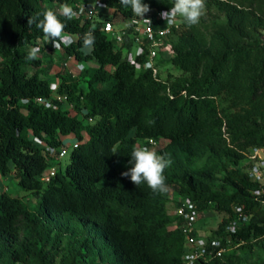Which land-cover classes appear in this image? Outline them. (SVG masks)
<instances>
[{
  "label": "trees",
  "instance_id": "trees-1",
  "mask_svg": "<svg viewBox=\"0 0 264 264\" xmlns=\"http://www.w3.org/2000/svg\"><path fill=\"white\" fill-rule=\"evenodd\" d=\"M95 1L124 22L138 18L120 0ZM74 2L0 0V173L11 174L25 198L36 199L29 207L19 196L0 195V264H182L186 242L181 219L168 211L170 189L177 204L184 198L195 204L198 219L222 215L206 238L208 249L212 241L231 240L228 253L194 264H245L237 248L256 249L249 264H264V211L251 193L258 185L245 172L248 151L264 149V0H205L198 24L180 19L164 38L171 51L166 62L178 74L165 79L161 58L157 76L144 67L145 45L132 60L124 54L134 45L125 23L126 35L117 43L100 31L107 20L60 17L75 39L62 46L64 63L71 57L96 66L78 79L61 67L54 89L41 75L39 54L26 59L32 47L53 51L28 18ZM143 2L151 9L145 17L155 18L174 0ZM89 30L96 44L85 56L78 38ZM54 94L65 95V103ZM61 137L76 141L64 169L46 150L67 149ZM149 139L172 161L164 171L167 191L136 186L121 175L132 166L133 148ZM51 166L55 175L42 182ZM236 206L249 220L230 235L226 225Z\"/></svg>",
  "mask_w": 264,
  "mask_h": 264
},
{
  "label": "built area",
  "instance_id": "built-area-1",
  "mask_svg": "<svg viewBox=\"0 0 264 264\" xmlns=\"http://www.w3.org/2000/svg\"><path fill=\"white\" fill-rule=\"evenodd\" d=\"M73 9L79 12V15L76 18L85 17L91 19L94 15L95 10L92 9L88 11V8L84 5L73 4L71 5ZM103 6V5H102ZM161 12L156 13L155 18L144 17L145 19L151 20V25H146L140 18H132L126 22L125 26L130 29V36L133 39V44L137 47V54H140L143 51V45L148 48L147 61L145 62L144 67L152 70L153 76H157L158 69L156 67V62L159 58L160 51L169 47L164 43V38H166L172 25H168L167 22L160 18ZM177 25H175L176 27ZM127 28L119 27L113 25L110 21H105L100 27V31L106 34L110 39L115 40L117 43H122L126 35ZM63 45H61L62 47ZM54 48V47H53ZM170 51V49H169ZM72 58L69 57L68 61H71ZM66 64V63H65ZM138 65V64H137ZM56 87H54L55 89ZM54 99L57 103H65L66 96L54 94ZM37 103H44L46 107H50L51 102L48 100H43L37 98L35 100ZM71 108V105H70ZM33 141L39 145H44L43 141L33 138ZM146 147H157V142L149 139L144 145ZM72 147H76V144H73ZM46 150L51 156H54L57 161L61 160L68 154V149L58 148L55 149L50 146H46ZM247 167L245 169L248 179L257 184L258 188L251 191L252 195L260 199V206L264 211V199L261 197L264 195V149H250L246 155ZM56 167H49L44 173L40 176L42 182H49L50 179L55 175ZM6 176H3L0 173V195L2 193L8 192V184L5 180ZM235 217L226 225V231L232 235L236 233L237 226L239 223L248 222L249 216L243 212L242 207L236 206L234 208ZM173 215L181 219L180 229L185 237V253L182 258V264H194L198 260H205L213 254L221 256L230 249L231 240L228 238L223 245L220 241H212L211 249L207 248L206 241H200V239L194 234L195 224L198 219V212L196 210L195 204L189 199L184 198L180 199L178 204L173 203Z\"/></svg>",
  "mask_w": 264,
  "mask_h": 264
},
{
  "label": "clouds",
  "instance_id": "clouds-1",
  "mask_svg": "<svg viewBox=\"0 0 264 264\" xmlns=\"http://www.w3.org/2000/svg\"><path fill=\"white\" fill-rule=\"evenodd\" d=\"M120 3L122 6L130 8L134 16L140 18L144 24L151 25V20L144 18L145 14L151 11L148 3H144L143 0H120ZM204 10L205 0H174L173 6L168 11H162L159 15L168 25L174 24L177 18H180L190 27L199 23L204 15ZM78 15L79 12L75 11L71 5L63 3L60 5L58 13L52 9H46L43 12H37L34 17H29L28 25L35 24V27L41 29L44 36L52 42L54 49H60L61 45L68 47L73 43V36L64 31L66 24L61 21L60 17L72 20ZM78 39H82V53L85 56L91 55L96 44L94 32L89 30ZM39 52V47H32L26 59L35 60ZM26 102V100H21V103ZM129 162L132 166L128 171L121 173L122 176L129 177L136 186L146 183L154 192L167 191L164 171L172 163L167 154H157L154 149L149 147L136 146L131 152Z\"/></svg>",
  "mask_w": 264,
  "mask_h": 264
},
{
  "label": "rangeland",
  "instance_id": "rangeland-1",
  "mask_svg": "<svg viewBox=\"0 0 264 264\" xmlns=\"http://www.w3.org/2000/svg\"><path fill=\"white\" fill-rule=\"evenodd\" d=\"M74 3L79 5H84L85 7L88 8V11L94 9L95 12L94 15L92 16V19H94V21L112 20V22L116 24L118 28L123 26V24L124 23L126 24L127 22L120 20L119 17L115 16V12L112 9H109L105 6L98 4L95 0H76V2ZM179 23H180V18H177L176 22L173 24V27H175V25L178 26ZM74 40L75 39L73 37V41ZM123 50H124V54H128L131 57L130 58L131 60L137 54V47L135 45H132L130 49L124 48ZM38 54L42 58V62H43L42 66L40 67V71L42 72L41 75L49 79L50 83L54 87H57L59 85L60 77L58 76V73L61 70V67H63L65 71L68 72L69 76H71L74 79H78L80 77L82 78V75L85 70L89 68H94L96 66L95 62L93 61L79 63L71 60V61H67L65 64L64 63L65 57L63 56L62 53V47L60 49L53 48L52 52L46 51L44 54L42 53H38ZM170 55H171V51H169L167 47L163 48L160 51L159 58H161L165 62V63L162 62V64L160 63L159 65V73L162 79H165L169 73L174 75L178 74V72L175 69H173L172 66L168 65L166 62V59L169 58ZM48 60L51 61V64L47 63ZM81 65H83V68H81ZM136 70L140 71L141 66L136 65ZM105 85L106 84L96 85V87L100 88ZM80 87L83 89L86 88V84L84 83V81L80 82ZM50 106L53 107L52 104H50ZM60 139L63 142V144L65 143L66 145L65 147H67L68 150H70L72 145L76 142L72 137H61ZM149 148L155 150V147H149ZM59 162L61 163L62 169H64V167L70 162L69 157L66 155L64 158L59 160ZM4 178L8 184L9 194L13 196L21 197L29 207H33L35 205L36 199L31 196L25 198L27 194L22 189L19 188L16 180L12 177L11 174L6 175V177ZM167 194L169 201L168 211L170 212V214H173V203L176 201L177 198L172 189H170ZM221 219H222V215L214 212H208L207 214L199 217V219L195 224V231H196V236L200 239V241L202 242L206 241V238L211 234L213 230L216 229L217 224L221 221ZM234 253L244 258L246 260L245 264H249L250 262H252L254 259L257 258L256 256L259 254V251H257L256 249H254L253 251H247V250L243 251L240 250V248H237L234 250Z\"/></svg>",
  "mask_w": 264,
  "mask_h": 264
}]
</instances>
